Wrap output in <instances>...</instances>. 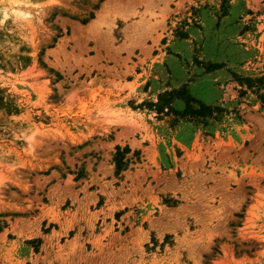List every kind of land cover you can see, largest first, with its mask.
Wrapping results in <instances>:
<instances>
[{
	"label": "rangeland",
	"instance_id": "rangeland-1",
	"mask_svg": "<svg viewBox=\"0 0 264 264\" xmlns=\"http://www.w3.org/2000/svg\"><path fill=\"white\" fill-rule=\"evenodd\" d=\"M0 264H264V0H0Z\"/></svg>",
	"mask_w": 264,
	"mask_h": 264
},
{
	"label": "trees",
	"instance_id": "trees-1",
	"mask_svg": "<svg viewBox=\"0 0 264 264\" xmlns=\"http://www.w3.org/2000/svg\"><path fill=\"white\" fill-rule=\"evenodd\" d=\"M189 107V105H187L186 109Z\"/></svg>",
	"mask_w": 264,
	"mask_h": 264
},
{
	"label": "crops",
	"instance_id": "crops-1",
	"mask_svg": "<svg viewBox=\"0 0 264 264\" xmlns=\"http://www.w3.org/2000/svg\"><path fill=\"white\" fill-rule=\"evenodd\" d=\"M136 146V145H135Z\"/></svg>",
	"mask_w": 264,
	"mask_h": 264
}]
</instances>
